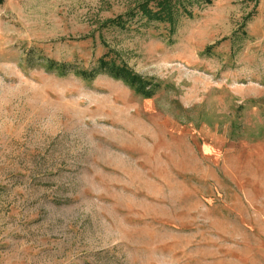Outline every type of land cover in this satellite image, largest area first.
Instances as JSON below:
<instances>
[{
  "label": "rangeland",
  "instance_id": "obj_1",
  "mask_svg": "<svg viewBox=\"0 0 264 264\" xmlns=\"http://www.w3.org/2000/svg\"><path fill=\"white\" fill-rule=\"evenodd\" d=\"M0 264H264V0H3Z\"/></svg>",
  "mask_w": 264,
  "mask_h": 264
},
{
  "label": "trees",
  "instance_id": "obj_2",
  "mask_svg": "<svg viewBox=\"0 0 264 264\" xmlns=\"http://www.w3.org/2000/svg\"><path fill=\"white\" fill-rule=\"evenodd\" d=\"M3 0H0V3L2 2ZM195 1H200V2H204V3H208V0H195ZM159 10H160V13H159V18H155L152 16V13L150 12H142L144 14V17L146 16L147 19H159V21H162L163 19H170V14H171V11H170V6L168 4L167 1H163L161 4H159ZM168 12V13H167ZM169 14V15H168ZM161 15V16H160ZM161 17V19H160ZM166 20V21H168ZM42 66H47L46 69L49 71V72H53V73H57L59 75H62L64 73L61 72V70L58 68H54V66L51 64V63H47V62H42L41 64Z\"/></svg>",
  "mask_w": 264,
  "mask_h": 264
}]
</instances>
